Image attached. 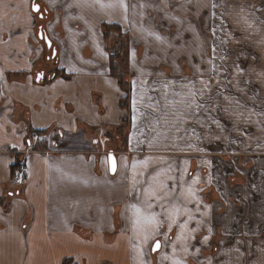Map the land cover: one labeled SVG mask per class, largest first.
<instances>
[{
  "label": "crops",
  "instance_id": "1",
  "mask_svg": "<svg viewBox=\"0 0 264 264\" xmlns=\"http://www.w3.org/2000/svg\"><path fill=\"white\" fill-rule=\"evenodd\" d=\"M0 264H264V0H0Z\"/></svg>",
  "mask_w": 264,
  "mask_h": 264
},
{
  "label": "trees",
  "instance_id": "2",
  "mask_svg": "<svg viewBox=\"0 0 264 264\" xmlns=\"http://www.w3.org/2000/svg\"><path fill=\"white\" fill-rule=\"evenodd\" d=\"M103 38L105 40V46L109 51V66L110 74L118 79L120 87L124 91V95L121 96L120 105L127 108V96L129 90V74H125L120 69V62L125 60V49L127 46V35L121 31V29L113 23H104L102 25ZM127 118V114L123 117ZM124 120V119H123ZM124 120V121H125ZM17 162V160H16Z\"/></svg>",
  "mask_w": 264,
  "mask_h": 264
},
{
  "label": "built area",
  "instance_id": "3",
  "mask_svg": "<svg viewBox=\"0 0 264 264\" xmlns=\"http://www.w3.org/2000/svg\"><path fill=\"white\" fill-rule=\"evenodd\" d=\"M33 138L38 137V134L34 132L32 134ZM31 151L30 147H25L22 152L23 154H27ZM13 173L9 176V178L6 181V185L8 187H19L23 183H25L27 179V173H28V162L25 156H22L21 158L17 159V162L15 161V167H14Z\"/></svg>",
  "mask_w": 264,
  "mask_h": 264
},
{
  "label": "water",
  "instance_id": "4",
  "mask_svg": "<svg viewBox=\"0 0 264 264\" xmlns=\"http://www.w3.org/2000/svg\"><path fill=\"white\" fill-rule=\"evenodd\" d=\"M34 6H38V7H39V5H38V4H33V5H32V10H33V11H37V10H36V7H34ZM38 37H39V38H40V37H43V38H44V41H45V43H46V46H47V47L50 46L51 40H50L46 35H42L41 30L38 31ZM54 52H55V51L53 50V54H54ZM107 157H108L109 172H110V173H113V172L115 171V168H116V159H115V156H114V154L110 151V152L107 153ZM157 243L160 244L159 240H154V241H153V243H152V245H151V248H150V250H151L152 252L159 248V247H156Z\"/></svg>",
  "mask_w": 264,
  "mask_h": 264
},
{
  "label": "rangeland",
  "instance_id": "5",
  "mask_svg": "<svg viewBox=\"0 0 264 264\" xmlns=\"http://www.w3.org/2000/svg\"><path fill=\"white\" fill-rule=\"evenodd\" d=\"M34 16H36L35 13H34ZM36 21H37V20H36ZM35 40H36V37H35ZM35 42H36V41H35ZM38 43L42 45V43H41L40 41H39ZM41 45H40V46H41ZM41 47H42V46H41ZM126 48H127V46H126ZM125 51H126V49H125ZM47 52H48V51H44V54L47 53ZM125 53H126V52H125ZM213 148L217 149L215 146H213Z\"/></svg>",
  "mask_w": 264,
  "mask_h": 264
},
{
  "label": "flooded vegetation",
  "instance_id": "6",
  "mask_svg": "<svg viewBox=\"0 0 264 264\" xmlns=\"http://www.w3.org/2000/svg\"><path fill=\"white\" fill-rule=\"evenodd\" d=\"M35 4H37V3L35 2ZM38 5H39V4H38ZM38 9H39V7H38ZM38 11H39V10H38ZM38 11H34V13L36 14V12H38ZM39 30H41V33H42V35H43L44 32L42 31V29L39 28ZM39 30H38V31H39ZM40 38H42V37H40Z\"/></svg>",
  "mask_w": 264,
  "mask_h": 264
},
{
  "label": "snow or ice",
  "instance_id": "7",
  "mask_svg": "<svg viewBox=\"0 0 264 264\" xmlns=\"http://www.w3.org/2000/svg\"><path fill=\"white\" fill-rule=\"evenodd\" d=\"M34 7H36V10H37V11L39 10V9H38V6H34ZM156 247H159V244H158V243H157Z\"/></svg>",
  "mask_w": 264,
  "mask_h": 264
}]
</instances>
